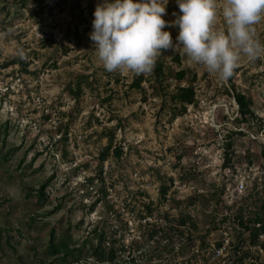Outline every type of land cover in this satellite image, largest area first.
<instances>
[{
  "label": "rangeland",
  "instance_id": "374dc122",
  "mask_svg": "<svg viewBox=\"0 0 264 264\" xmlns=\"http://www.w3.org/2000/svg\"><path fill=\"white\" fill-rule=\"evenodd\" d=\"M103 2L0 0V264H103L110 247L111 264H229L241 247L244 264H264V245L234 221L264 201V60L242 59L224 82L165 50L163 73L133 87L135 73L107 71L90 39ZM179 15L169 0L164 18ZM164 30L175 44L179 27ZM188 85L195 101L173 115Z\"/></svg>",
  "mask_w": 264,
  "mask_h": 264
},
{
  "label": "clouds",
  "instance_id": "9594fccd",
  "mask_svg": "<svg viewBox=\"0 0 264 264\" xmlns=\"http://www.w3.org/2000/svg\"><path fill=\"white\" fill-rule=\"evenodd\" d=\"M182 15L168 21L169 0H104L98 3L94 50L109 72L150 74L163 51L180 50L226 82L241 60H264V41L256 25L264 21V0H176ZM174 15H176L174 13ZM224 27H218L220 20ZM179 27L176 43L166 27ZM22 55V54H21ZM264 136V134H261Z\"/></svg>",
  "mask_w": 264,
  "mask_h": 264
},
{
  "label": "trees",
  "instance_id": "16d2710c",
  "mask_svg": "<svg viewBox=\"0 0 264 264\" xmlns=\"http://www.w3.org/2000/svg\"><path fill=\"white\" fill-rule=\"evenodd\" d=\"M176 59L178 61H180V55L177 54ZM157 74V76H160L161 73H163L164 71V65L162 63V61L157 60L156 65L154 67V70ZM187 71L185 68H180L179 70H177L176 72H174L175 76L179 79H181L182 77H184L186 75ZM144 74H140L137 75L135 74L132 82L130 83L131 86L133 87H138V88H142V80L144 79ZM81 88V83L78 82L76 88H71L73 89V91H75L74 93H76V97H78V95L80 94V90L78 91V89ZM234 96L237 100L239 109L242 113L246 114V113H252V108L250 106L249 100H247L246 95L244 92H234ZM171 97H173L174 101H180V107L177 106H173L172 108L174 109V111L172 112L173 115L177 114L179 111H183L185 109H187V104L186 102H193L195 101V90L194 87L191 85L188 86H180L179 87V91L176 94H173ZM107 151V150H106ZM108 152V151H107ZM114 152L117 153L116 155H121L122 153V146L121 145H116L114 148ZM107 154H102V157H106ZM90 178H93L90 176ZM45 187V183L42 184V187L40 188V192H41V196L43 197L44 195V189ZM168 191V186L165 184H162V193L165 195L166 192ZM99 199V198H98ZM97 199L92 202L94 205L96 203ZM224 218H226V216H224ZM186 219L181 218L180 223L181 224H185L186 223ZM234 221H236V223H238L239 225H244L246 228L250 229L249 232V241L252 244H256V243H262V245H264V241H261V234L264 231V201L262 202V204L258 207L257 210H255L254 212L250 210H246V206H242L240 208H238V210L236 211L235 215H234ZM97 229V228H95ZM51 235H54V233L52 232ZM106 235V230L102 229L101 232L99 233V240L100 242H102V240L105 238ZM221 241H219L217 243L218 246L221 245ZM101 244V243H99ZM51 246L53 247L54 251H60V247L56 246L55 242L53 241V239L51 240ZM242 249V250H240ZM235 254L233 259H231V262L229 264H244V259L245 257L248 255L247 250L243 247L241 248H236L235 250ZM116 250L114 247H110L109 249V256H104L101 260L105 261L103 262V264H111V261L114 259V254H115Z\"/></svg>",
  "mask_w": 264,
  "mask_h": 264
},
{
  "label": "built area",
  "instance_id": "2783aa9c",
  "mask_svg": "<svg viewBox=\"0 0 264 264\" xmlns=\"http://www.w3.org/2000/svg\"><path fill=\"white\" fill-rule=\"evenodd\" d=\"M135 175L137 176V177H140L139 176V171L138 170H135ZM95 178H108V175H107V169L106 168H104L103 170H102V173L101 174H99L97 177H95ZM146 186H151V182H149ZM158 190H159V187H158ZM160 190L162 191V186L160 187ZM167 193V192H166ZM100 195V192H99V194H98V196ZM166 195V194H165ZM147 217V216H146Z\"/></svg>",
  "mask_w": 264,
  "mask_h": 264
}]
</instances>
